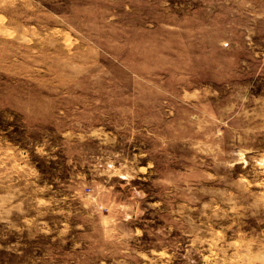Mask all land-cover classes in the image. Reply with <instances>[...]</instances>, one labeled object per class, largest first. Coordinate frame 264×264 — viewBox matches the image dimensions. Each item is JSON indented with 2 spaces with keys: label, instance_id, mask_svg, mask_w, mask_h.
Masks as SVG:
<instances>
[{
  "label": "rangeland",
  "instance_id": "374dc122",
  "mask_svg": "<svg viewBox=\"0 0 264 264\" xmlns=\"http://www.w3.org/2000/svg\"><path fill=\"white\" fill-rule=\"evenodd\" d=\"M0 264H264V0H0Z\"/></svg>",
  "mask_w": 264,
  "mask_h": 264
}]
</instances>
